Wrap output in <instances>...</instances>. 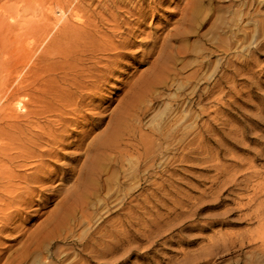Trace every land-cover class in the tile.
<instances>
[{
	"label": "rangeland",
	"instance_id": "1",
	"mask_svg": "<svg viewBox=\"0 0 264 264\" xmlns=\"http://www.w3.org/2000/svg\"><path fill=\"white\" fill-rule=\"evenodd\" d=\"M83 1H0L12 80L50 51L91 46L68 62L69 78L83 82L70 89L81 111L61 114L74 123L56 135L77 142L64 153L84 155L91 143L99 170L62 222L79 176L51 167L60 196L33 194L39 215L0 234V264H264V0ZM51 74L41 80L65 89L64 73ZM54 108L0 142H45L33 133L58 122Z\"/></svg>",
	"mask_w": 264,
	"mask_h": 264
},
{
	"label": "bare ground",
	"instance_id": "2",
	"mask_svg": "<svg viewBox=\"0 0 264 264\" xmlns=\"http://www.w3.org/2000/svg\"><path fill=\"white\" fill-rule=\"evenodd\" d=\"M8 1L9 0H5V2H8ZM4 21L0 19V139L2 140V136L5 139L7 138L12 139L14 134L19 133V128L21 127L19 126L18 128L15 125L17 122L24 121L25 123L30 124L32 120L34 119L38 120L40 118L41 120V118L43 119L47 115H50L52 112H54L55 106L60 107V115L58 114L56 116V117H59L60 119L56 123L55 121L57 119L52 123L51 122L48 123L47 121L49 120L47 119L46 121L47 131H43L40 129L41 131L40 135L36 132L33 133V136H36V137L41 136V139H43L45 142L43 141L35 142L33 138H31L32 136L30 137V139L29 138L26 139L25 142L20 141L19 140L20 138L18 140L13 139L11 142H0V234L3 233L5 230L7 231V228L10 225L11 221L24 222L29 217H37L39 215L38 211L36 212L34 211V213H31V211H29L30 208L32 207L30 206V203H32L31 201L32 196L35 193H43V192H47L49 197L55 196L56 193H58L62 189V187H58L60 184L56 186L54 185V187H49L48 185L49 184L51 185L53 183L54 177L55 178L58 177L57 175L58 172H62L61 175H64L67 171L69 172L71 171L72 172L71 174H73V176L75 174L76 175L78 174L79 176L78 180L74 182L75 185L73 184L74 188L72 187V185H71V189H69L68 187H67L68 189L66 188L65 190L66 198L64 201L62 200L61 202L62 203L61 205H65L63 207L66 208V205H67L66 209L68 211L70 207H73L72 205H76L80 202L79 199H77L76 197L78 196L79 198L84 197L85 195L84 187L88 184L93 171L98 170L95 168V165H96L95 162L91 160V158L88 157L90 155L87 154L91 152V143L89 144L88 151L85 149L87 152L85 151L86 152L85 154L82 153L84 155H76V153L74 152L64 153L63 151L70 150V149L73 150V148L76 150L78 146L77 142H59L60 141L59 138H62V134L56 135L58 129H60L59 131H61L63 128L65 131L69 125L74 123V119H72L71 117L69 118V116L68 117L65 116L63 118L61 114H65V115H76L77 114L78 115L81 111L80 105H78V102H75L72 100L71 98L72 96H70L71 94L70 89H73V88H75L74 90L80 89L81 88L80 84L83 86V82L80 83L78 79L76 80V78L74 79L69 78L74 68L71 67L68 62L71 60H73V62L78 60V59H75L76 58L75 56H77V54H80L79 56H82L83 53H87L91 56V46L86 45V43L84 42H80L81 44L79 43L76 49H74V51H69V49L72 47V44L70 43L71 45L67 44L66 46V48H69V49H61L62 51H53V54H51L50 53L51 51H50L46 53L42 59L40 57L39 61H41V63H40L39 68H36V69L34 68L35 70L30 69L24 73L22 78H17V79L12 80L10 76L13 73L18 72L19 70H18V66L13 65L10 60H7V59L5 60L4 58H3L4 60L2 59V57H4V54L6 53L5 52L6 44H8V41L11 42V36H12L11 28L7 26L8 24H5ZM23 35H15L16 37L15 40L17 44L16 49L18 50L20 49V46H21L20 42L22 40L21 37ZM37 38L39 39V36H37ZM75 40H77V37L75 38ZM53 58H58L62 60V66L59 68H55L50 63H46ZM89 63H86V64H89ZM23 66H24L23 68V71H24L25 65ZM104 68L102 70H104ZM56 71H61L64 73V79H62V81L63 82L65 81L64 82L66 84L65 89L64 88L58 89V86H56L57 84L53 85V82H54L53 80L47 81L48 83H46V81L44 82L43 80H41V77H40L41 74H51L53 72L55 74ZM88 78L90 80L89 83L91 85V76H88ZM96 78H98V81L100 78L102 79V77L100 78L96 77ZM21 97H24L26 101L22 102L21 99H19ZM47 99L50 101L47 102ZM14 102L17 103L18 105L21 104V108L19 109L21 111L15 112V110H13L12 104ZM36 124L38 123L36 122ZM30 126H33V125H30ZM32 128H35V127L33 126L31 127V129ZM61 132H58V133H61ZM106 146H107L106 142H95L94 144H92V148H93L92 150L93 151L105 150ZM77 154H80V153H77ZM58 157H61L63 160H66L70 163L71 162L73 163L75 158H77L78 159L77 165L74 164V166L72 167H70L71 164L70 165L68 164L67 166L61 165V167L57 166L58 164L55 165L53 162L54 161L53 159L56 160L58 159ZM80 160H83L82 161L83 166L81 165V167L79 168L78 163L80 162ZM51 167L57 170L56 171L57 174H55L54 170L52 171ZM29 170L31 172H29ZM58 195L60 196V193H58ZM63 195L64 194H62V196ZM67 199L71 200L70 201L71 204H67L68 203ZM46 204H47V201H46ZM67 211L61 218L62 222H64L65 220L69 218V211L68 212ZM52 214L54 215L53 212Z\"/></svg>",
	"mask_w": 264,
	"mask_h": 264
}]
</instances>
